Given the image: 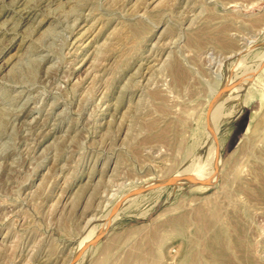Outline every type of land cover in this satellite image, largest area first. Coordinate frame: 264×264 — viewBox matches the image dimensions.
I'll return each instance as SVG.
<instances>
[{"label": "rangeland", "instance_id": "rangeland-1", "mask_svg": "<svg viewBox=\"0 0 264 264\" xmlns=\"http://www.w3.org/2000/svg\"><path fill=\"white\" fill-rule=\"evenodd\" d=\"M262 174L264 0H0V264H264Z\"/></svg>", "mask_w": 264, "mask_h": 264}, {"label": "bare ground", "instance_id": "bare-ground-1", "mask_svg": "<svg viewBox=\"0 0 264 264\" xmlns=\"http://www.w3.org/2000/svg\"><path fill=\"white\" fill-rule=\"evenodd\" d=\"M249 77H251V76H249ZM249 77H246L247 79L243 82V87H242V88H244V86L248 84V82H249V81H248V78H249ZM228 86H229V85H228ZM237 87H238V86H237ZM239 87H241V86L239 85ZM239 87H238V88H239ZM246 88H247V87H246ZM248 98H249V97H248ZM248 98H247V99H248ZM212 113H213V112H212ZM213 114H214V113H213ZM255 118H257L256 115H252V117H251V122H250V124H249V126H248V128H247L246 133H245L246 135H247L249 132H251V130H252V128H253V125H252V124L254 123ZM213 121H214V119H213L211 122L213 123ZM207 122H208V121H207ZM210 125H211V124H210ZM256 125H257V124H256ZM213 126H214V125H213ZM213 126H212V127H213ZM210 129H211V131H214L213 129H215V127H213V128L210 127ZM253 129H254V128H253ZM255 129H256V128H255ZM208 130H209V128H208ZM215 131H216V130H215ZM215 131H214V132H215ZM216 132H217V131H216ZM210 133H211V132H210ZM211 135H212V134H211ZM216 135H217V134H216ZM249 135H250V134H249ZM212 136H213V135H212ZM210 137H211V136H210ZM213 138H214V137H213ZM209 139H210V138H209ZM214 139H215V138H214ZM215 141H218V140H215ZM218 148H219V145H218ZM218 151H219V149H218ZM217 154H218V153H216V156H217ZM219 160H220V158H219ZM260 160H261V159H260ZM198 161H200V160H198ZM215 163H216V162H215ZM199 164H201V163H199ZM196 165H197V164H196ZM216 165H217V163H216ZM218 165H219V164H218ZM202 166H205V164H204V165L201 164L200 167L197 166L198 168H196V169H197L196 172L201 173V172H202ZM214 166H215V165H214ZM195 167H196V166H195ZM205 167H206V166H205ZM215 167H216V166H215ZM239 167H240V166H239ZM185 169H186V168H185ZM190 170H191V169H189L188 171L191 172L192 170H191V171H190ZM212 170H214V169H212ZM205 171H206V170H205ZM186 172H187V171H186ZM194 172H195V171H194ZM184 173H185V172H184ZM209 173H210V174H209ZM216 173H217V172H215V171H213V172L210 171V172H208V175L206 174L205 176H207L208 178H210L211 176H213L212 174H214V176H215ZM183 176H184L185 178H187V179H190V178H191L190 176H188V175H186V174H183ZM262 176H263V179H264V174H262ZM262 176H261V178H262ZM173 177H175V176H173ZM180 177H181V176H180ZM171 178H172V177H171ZM181 178H182V177H181ZM214 178H216V177H214ZM176 180H180V179H176ZM181 180H182V179H181ZM184 180H186V179H184ZM184 180H183V181H184ZM163 182H164V181H163ZM163 182H160V180H158V183H163ZM260 182H261V181H260ZM154 183H155V182H154ZM262 183H263V182H262ZM150 185H152V184H150ZM154 185H155V184H154ZM89 221H90V220H89ZM90 224H91V223H90ZM91 225H92V224H91Z\"/></svg>", "mask_w": 264, "mask_h": 264}]
</instances>
